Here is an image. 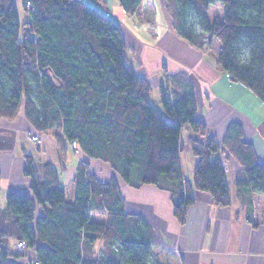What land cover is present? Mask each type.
<instances>
[{
    "label": "trees",
    "instance_id": "1",
    "mask_svg": "<svg viewBox=\"0 0 264 264\" xmlns=\"http://www.w3.org/2000/svg\"><path fill=\"white\" fill-rule=\"evenodd\" d=\"M105 3V0H100ZM32 12L23 22L15 0H0V117L14 119L24 108L37 132H57L61 152L76 141L82 153L103 161L131 187L154 185L172 194L174 215L186 221L194 192L209 193L217 206L231 204L220 152L244 169L237 187L264 193V164L254 147L232 124L222 147L209 137L197 117L190 81L171 92L164 77L159 111L151 85L128 63L119 24L108 12L84 0H29ZM177 34L203 49L206 40L221 44L219 66L264 104V0H168ZM125 14L147 23L156 34V8L151 0H119ZM221 4L220 17L209 18ZM205 143L192 142L198 157L193 181L185 180L180 153L184 127ZM25 175L31 196L11 193L0 210V264L20 255L10 241H24L39 264H151L158 246L149 222L127 214L115 178L100 183L81 164L75 198L68 201L56 168L48 163L41 177L31 158ZM44 214L36 217L37 207ZM105 215L104 222L93 214ZM105 248L96 251L97 244ZM105 246V247H104Z\"/></svg>",
    "mask_w": 264,
    "mask_h": 264
},
{
    "label": "crops",
    "instance_id": "2",
    "mask_svg": "<svg viewBox=\"0 0 264 264\" xmlns=\"http://www.w3.org/2000/svg\"><path fill=\"white\" fill-rule=\"evenodd\" d=\"M84 1L108 12L119 24L128 63L151 85V101L159 111H162L164 77L170 80L167 83L171 92L180 87L179 77L188 79L195 92L197 117L206 126L208 135L222 147L229 127L240 125L242 140L254 147L264 164V106L253 97L252 91L234 82L219 66L221 44L218 40H212L213 47L200 49L181 38L173 27L168 0H158L156 34L150 32L147 23L127 16L119 0ZM151 1L156 6L157 0ZM15 2L21 21H29L24 0ZM56 133L37 132L24 108L14 119L0 117V210L6 209L7 196L11 193L31 196V179L24 173L28 158L33 160L41 177L46 164L56 168L68 201L75 198L78 168L86 164L89 173L100 183L106 184L115 178L125 200L126 213L145 218L153 228L159 244L152 250L151 264H264V193L257 195L237 187V181L244 177V169L230 154L220 152L219 155L229 183L231 204L217 206L209 193L196 191L195 202L187 209L185 223H181L174 215L169 190L154 185L131 187L109 164L84 153L77 155L69 142L63 154L53 137ZM34 134L41 137L40 143L31 141ZM205 140L189 126L184 127L180 161L183 176L189 182L193 181L198 163L192 142L205 143ZM43 214V208L38 206L36 217ZM93 220L104 222L106 216L95 213ZM8 251L20 255L10 258V264H33L36 259L34 249L20 250L17 241L9 242Z\"/></svg>",
    "mask_w": 264,
    "mask_h": 264
},
{
    "label": "built area",
    "instance_id": "3",
    "mask_svg": "<svg viewBox=\"0 0 264 264\" xmlns=\"http://www.w3.org/2000/svg\"><path fill=\"white\" fill-rule=\"evenodd\" d=\"M24 4H25V7L29 13L33 11L32 7H31V3L29 2V0H24ZM30 138H31V141L34 143H40L41 142V137L38 134H34ZM69 146L77 155L82 153L80 148H79V145L76 141L69 142ZM17 247L20 250H24L27 248V244L24 241H18ZM33 264H39V261L37 259H35L33 261Z\"/></svg>",
    "mask_w": 264,
    "mask_h": 264
},
{
    "label": "rangeland",
    "instance_id": "4",
    "mask_svg": "<svg viewBox=\"0 0 264 264\" xmlns=\"http://www.w3.org/2000/svg\"><path fill=\"white\" fill-rule=\"evenodd\" d=\"M156 10L158 11V13L160 12V10H159V2H158V0L156 1ZM221 8H222V5L221 4H217V5H215L214 7H212L211 8V10H209V18L212 20V19H214L215 17H220L221 16ZM160 14V13H159ZM208 43H209V40H206V43H205V46H208ZM210 47H213V41H211V45H210ZM252 95H253V97L254 98H256V100H258V102H260L259 104H261V105H263L264 106V104L252 93ZM53 136V135H52ZM54 138H55V141H57V139H56V137L55 136H53ZM209 137H211V136H209ZM58 144V143H57ZM101 246V244L99 243V244H97V247H96V251H99L100 249H105V248H103V247H100ZM105 247V246H104ZM24 250H26V249H24Z\"/></svg>",
    "mask_w": 264,
    "mask_h": 264
}]
</instances>
